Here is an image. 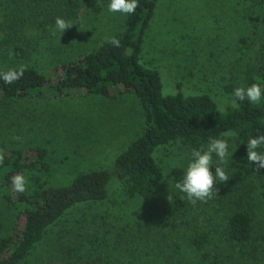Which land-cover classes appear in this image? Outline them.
I'll return each mask as SVG.
<instances>
[{
  "label": "trees",
  "instance_id": "16d2710c",
  "mask_svg": "<svg viewBox=\"0 0 264 264\" xmlns=\"http://www.w3.org/2000/svg\"><path fill=\"white\" fill-rule=\"evenodd\" d=\"M249 1L242 11L240 0L232 2L228 8L230 17L217 27L215 51L207 52L203 47L208 36L194 37L189 33L186 50L176 52L181 62L169 53L170 61L166 62L171 75L164 77L153 59H143L148 36L159 19L160 0H139L134 14L111 12L116 14L115 18L104 15L110 0L102 4L97 0H0V33L9 38L5 34L0 38V55L4 61L8 60L9 51L20 55L19 63L0 71L23 64L27 48L31 50V59L35 57L33 65L23 64L27 70L20 80L8 85L0 80V108L6 101L46 95L45 90L58 95L86 90L111 97L110 89L117 88L118 96L134 93L145 114L142 132L115 161L114 173L123 194L103 212L97 213L96 209L110 199L111 177L107 170H91L67 185H51L46 179L51 171L46 148L13 146L4 152L0 193L13 204L17 214L24 216L25 223L16 235L0 238V264H36L31 262L46 233L81 206L93 208L77 225L85 239L73 247V253L69 250L67 258L62 256V264H264V168L257 171L255 164L248 163L246 144L250 138L264 134V98L252 104L233 95L236 87L247 88L253 83L264 89V39L260 65L250 61L245 66L235 64L233 60L238 57L230 53L226 58L224 52L216 55L228 30L237 35L244 33L237 37L240 43L245 41L251 22L260 21L264 30V4L260 0ZM93 6L102 13L99 16L96 12L93 20V43L87 38L77 39L90 47H81L77 52L74 36L78 35V18L82 9ZM184 7L173 13L166 30L178 31L179 23L191 20L202 10L194 5ZM57 17L74 25L53 35ZM29 28L37 29V33L26 35ZM259 29L260 24H256L255 31ZM106 35L118 37L120 47L106 43ZM233 38L230 35L229 40ZM43 42H57L64 48L62 56L56 54L49 60V75L41 70L44 60L35 56ZM41 53L47 55L45 50ZM163 55L154 57L164 60ZM213 89L222 91L230 103L222 107ZM7 113L10 112L0 114V130L5 133L18 121L10 117L11 121H5ZM225 133L234 134L236 141L229 144L225 166L230 178L227 183L215 185L218 194L207 202L192 205L179 198L183 194L172 182L173 199L169 201V194H163L166 176L158 154L178 143L187 145L191 152L206 149L210 138L222 139ZM30 150L36 151L37 157L26 163V152ZM259 151L264 152V147ZM211 171L215 172V165ZM20 172L29 177L23 194L13 192L10 184V177ZM130 201L141 206L137 220H126L123 209L119 213V208ZM115 208L119 210L113 211ZM107 224V228L99 229V225ZM107 232L114 236L112 242L103 237ZM80 248L87 253H78Z\"/></svg>",
  "mask_w": 264,
  "mask_h": 264
},
{
  "label": "rangeland",
  "instance_id": "374dc122",
  "mask_svg": "<svg viewBox=\"0 0 264 264\" xmlns=\"http://www.w3.org/2000/svg\"><path fill=\"white\" fill-rule=\"evenodd\" d=\"M104 1L106 0H97V3L102 4ZM233 1L237 0H160L159 19L148 36L149 41L143 59H153L154 65L162 70L164 77L171 75V72L168 71L169 65L166 62L170 61L169 53H173L175 60L181 62L176 52L186 50V36L189 33L194 37L208 36L203 47L207 52L215 51L216 43L214 40L217 37V27L218 25H224V19L230 17L228 8L232 6ZM240 2V11L251 3L249 0H240ZM259 3L264 4V0H260ZM183 5L185 6L184 9L194 5L197 9L202 10L196 16L190 17L191 20H187L183 24L179 23L178 29L175 26L173 27L178 31L175 29L166 30V26L171 23L169 20H171L173 13L179 11ZM96 12H99L96 6L82 9L81 16L78 18L79 23H77L80 26L75 31L78 35L74 36L76 38L74 44L79 39L82 41L85 38L88 39V42L93 43L91 36H93L92 26L94 25L93 20ZM98 14L102 16L101 12ZM106 14L110 15L111 18L116 17V14L108 10L104 12L105 16ZM163 18L164 20H162ZM236 19L240 20L238 16ZM256 24H260L258 31H255ZM113 27H116V25ZM36 33L37 29L35 28H29L26 31V35ZM4 34L8 40L6 33H0V38ZM230 35H234L232 41L229 40ZM60 36L64 35L61 34ZM238 36L243 37L244 33L237 35L234 34V30H228L226 37L221 38V46L216 51L218 53L216 55L220 56L221 52H224L222 55L226 58L227 54L230 53L231 56L238 57L233 60V63L243 66L246 65V61L253 62L254 65L262 64L264 30L261 22L250 23L243 43L237 41ZM80 41L77 43L79 47L77 52H80L81 47L90 48L86 43H80ZM41 50L47 51V55L42 54ZM63 50L64 48L57 45V42L53 44L43 42L39 45L35 56L41 57L42 61L44 60L43 63H40L43 73L46 75L51 73L52 66L49 60L53 59L56 54L62 56ZM26 51L28 53L23 55V64L29 62L30 65H33L35 57L31 59L29 48ZM12 53L13 51H9V57L6 61L0 55V70H6L12 64L19 63L20 55H12ZM155 54H164V60L155 58ZM182 55L181 57H184V53ZM116 89H110L111 97L89 93L86 90H72L63 95L45 90L44 92L47 94L43 96H32L28 99H14L4 102V105L0 108V114L9 111L11 114L7 113L9 116L5 114V121L10 120V118L16 119L19 125L15 124L10 127L7 133L3 129L0 130V143H3L0 149L6 152L9 147L13 146H29L28 148L31 149L46 148V161L51 167L46 179L48 184L51 185H67L79 174L91 170H107L111 177L109 180L110 199L108 203L103 204L101 207L97 206L96 209L97 213L103 212L111 206V202L115 201L114 199L121 197V194H123L122 185L116 179L114 173L116 158L142 132L145 124L144 110L136 95L128 92L118 96L116 95ZM212 91L221 101L222 107L230 103L222 91L214 89ZM222 139H227L228 144H233L236 141L234 134L224 136ZM191 153L187 145L178 143L171 145L169 148L167 147L165 151L158 154L166 176L163 183V194H171L172 187L170 183L182 180L184 169L192 159ZM26 154L29 156V159L24 160L26 163L37 157V152L34 150H30ZM213 160L214 162L216 160L215 154ZM210 170H212V167ZM15 174H21V172ZM23 175L29 180L28 175ZM13 198L16 199V196L13 195ZM158 198L161 199L160 196ZM13 207V204L9 203L1 192L0 225L3 226V229L0 230V238L16 235L24 228V216L17 214ZM89 209L93 208L90 206L78 207L63 217L60 222L53 225L39 243L34 254L35 260L31 263L62 264V256L65 255V258H67L69 250L73 253L75 251L73 247L78 246L85 239L81 232L77 231V225L86 219L83 216ZM119 209L120 214H122L121 209H123L124 215L127 216L126 220L132 221L138 219L137 213L141 210V206L139 203L134 204L130 201L126 206ZM119 209L115 208L113 211ZM96 211L92 212L95 213ZM102 225H99V229L108 227V224ZM129 227L131 228V224H129ZM103 237L108 242H112L114 239V236L108 232ZM84 251L83 248H80L78 253H87ZM101 256L105 257L104 254H101Z\"/></svg>",
  "mask_w": 264,
  "mask_h": 264
},
{
  "label": "clouds",
  "instance_id": "9594fccd",
  "mask_svg": "<svg viewBox=\"0 0 264 264\" xmlns=\"http://www.w3.org/2000/svg\"><path fill=\"white\" fill-rule=\"evenodd\" d=\"M139 7V0H110L108 10L110 12L122 13L125 15L134 14ZM74 25L71 21H66L61 17L55 19V27L52 34L57 31L64 33L65 30ZM80 26V25H79ZM105 42L111 44L114 48L120 47V39L116 36H105ZM14 55V53H12ZM26 65H19L15 68H10L7 71H0V80L5 85L12 84L20 80L25 71ZM234 97L239 101L248 100L252 104L260 103L264 98V89L258 83H253L247 88L240 86L234 89ZM231 133H225V136H230ZM247 144V161L250 164H255V168H264V152L259 151L264 147V134L252 137ZM229 144L227 139L210 138L207 148L203 147L200 150L193 149L192 159L184 169V176L179 182H175V189L183 195H179L181 200L187 201L195 205L197 201L207 202L218 194L219 189L215 186L217 183H227L229 175L225 171V166L228 163ZM216 160L214 162L213 155ZM5 155L0 149V165L4 164ZM215 165V172L210 169ZM10 184L13 192L23 194L27 191L28 180L23 174H14L10 177ZM168 200L172 201L173 197L168 195Z\"/></svg>",
  "mask_w": 264,
  "mask_h": 264
}]
</instances>
